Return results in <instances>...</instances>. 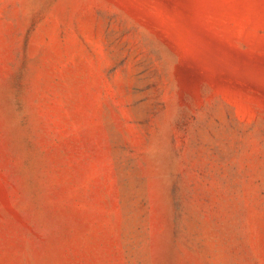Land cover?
Segmentation results:
<instances>
[{
    "label": "rangeland",
    "instance_id": "1",
    "mask_svg": "<svg viewBox=\"0 0 264 264\" xmlns=\"http://www.w3.org/2000/svg\"><path fill=\"white\" fill-rule=\"evenodd\" d=\"M0 264H264V0H0Z\"/></svg>",
    "mask_w": 264,
    "mask_h": 264
}]
</instances>
